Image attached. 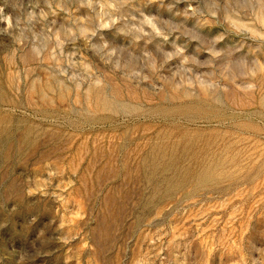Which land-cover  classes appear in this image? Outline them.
Returning <instances> with one entry per match:
<instances>
[{"label":"rangeland","instance_id":"1","mask_svg":"<svg viewBox=\"0 0 264 264\" xmlns=\"http://www.w3.org/2000/svg\"><path fill=\"white\" fill-rule=\"evenodd\" d=\"M0 264H264V0H0Z\"/></svg>","mask_w":264,"mask_h":264}]
</instances>
